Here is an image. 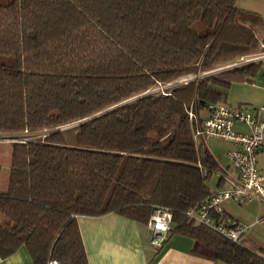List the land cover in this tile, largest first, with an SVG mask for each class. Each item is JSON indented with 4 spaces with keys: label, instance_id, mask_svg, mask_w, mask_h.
Returning <instances> with one entry per match:
<instances>
[{
    "label": "trees",
    "instance_id": "16d2710c",
    "mask_svg": "<svg viewBox=\"0 0 264 264\" xmlns=\"http://www.w3.org/2000/svg\"><path fill=\"white\" fill-rule=\"evenodd\" d=\"M236 1L0 5V55L14 58L0 64V138L13 140L6 190L0 185L2 258L25 246L34 264H89L78 217L116 213L147 226L163 206L172 212L169 233L194 241L192 255L264 264V248L186 215L211 196L208 181L221 170L194 137L200 113L224 104L232 84L252 81L261 66L223 69L264 51V20ZM189 76L196 79L151 93ZM1 174L0 166V182Z\"/></svg>",
    "mask_w": 264,
    "mask_h": 264
},
{
    "label": "crops",
    "instance_id": "0c3cea01",
    "mask_svg": "<svg viewBox=\"0 0 264 264\" xmlns=\"http://www.w3.org/2000/svg\"><path fill=\"white\" fill-rule=\"evenodd\" d=\"M236 6L242 10L256 13L264 20V0H237ZM262 46L264 47V45ZM263 61L255 63L261 62L262 64ZM231 92L232 100L229 95ZM235 92H237V96ZM224 104L249 109L264 106V86L258 84V72L252 81L233 83L227 91ZM200 116L203 120L206 118V108L200 113ZM235 127L238 131L248 132V129L243 125L237 124ZM199 141L205 144L207 140L200 138ZM230 145L233 149L234 146ZM258 166L264 174V148L259 151ZM222 176L228 177L230 180L238 178L237 171L229 162L227 169L221 168L220 170L219 180H222L220 188L217 183L216 189L210 188L211 192L231 187L232 183L223 179ZM251 205L240 206L231 201L226 203L228 214L251 226L242 239L251 229L264 224V202L256 204L258 210L251 208ZM247 206L249 208L244 209ZM256 221L261 222L256 223ZM78 224L89 264H224L192 255L194 241L180 234L169 233L162 247H154L151 244L152 234L147 226H142L116 213L100 217L80 216ZM252 243V246H247L241 240V244L246 247L264 248L262 245H257L254 240ZM0 264H34V262L28 249L22 246L9 257L2 258L0 256Z\"/></svg>",
    "mask_w": 264,
    "mask_h": 264
},
{
    "label": "built area",
    "instance_id": "2783aa9c",
    "mask_svg": "<svg viewBox=\"0 0 264 264\" xmlns=\"http://www.w3.org/2000/svg\"><path fill=\"white\" fill-rule=\"evenodd\" d=\"M206 111L207 116L201 127L195 131L194 137L197 141L200 138H214L232 144L234 148L227 151L226 156L237 171L238 178L230 180L222 176L232 183L231 187L212 192L202 205L188 210L186 215L197 224L242 245V237L251 226L228 214L226 203L231 201L242 206L254 201L264 202V174L258 166V154L264 148V106L249 109L209 104ZM190 117L193 118L192 113ZM237 124L246 127L248 132L238 131L235 127ZM259 222L261 221H256ZM171 224L172 212L169 208L157 206L153 209L147 227L151 231V244L154 247H162L171 230ZM48 264L60 263L52 259Z\"/></svg>",
    "mask_w": 264,
    "mask_h": 264
},
{
    "label": "rangeland",
    "instance_id": "374dc122",
    "mask_svg": "<svg viewBox=\"0 0 264 264\" xmlns=\"http://www.w3.org/2000/svg\"><path fill=\"white\" fill-rule=\"evenodd\" d=\"M11 0H0V5H5L8 4ZM264 49V47H263ZM264 51L262 53H258V54H253V55H246L244 57H240L235 59L233 62L234 63H229L228 66H226L225 69H232L235 67H241L244 65H248L254 62H258V61H263L264 60ZM13 57L11 56H6V55H0V64L1 65H11L13 62ZM222 69H218L215 70L209 74H204L201 75L199 78H204L207 77L205 75L208 76H213L216 74L221 73L222 71H224ZM196 79V77H185V78H181L178 81H175L173 83L170 84H164L161 85L160 88H153L151 89V93H155V92H162V91H170L171 89H173L174 87L178 86V85H184L186 82H190L192 80ZM258 84L261 86H264V61L261 64L259 70H258ZM230 95V99L232 100V92L229 94ZM235 95L237 96V92H235ZM80 123H74L72 125L66 126L62 129H67L70 127H74V126H78ZM13 140L11 139H5V138H0V166L2 168V174H1V190L5 191L7 188V184H8V180H9V176H10V164H11V152H12V143ZM206 147L213 153V155L215 156V158L218 160L221 168L223 169H227L228 165H229V161L228 158L226 156L227 151H229L231 149V145L227 142H224L222 140L219 139H214V138H210L206 141ZM219 175L220 172H216L212 175L211 179L208 181V186L211 189H216L217 188V183L219 180ZM254 201L252 203H248L245 204L246 205H251L250 207L253 208L254 210H258V207L256 206V204H259L260 202ZM244 206V205H243ZM249 207H244V209H248ZM254 240V242L257 245H262L264 246V224H260L256 227H254L253 229H251L248 234L245 236V238L242 239L243 244L247 245V246H252L253 243L252 241ZM252 244H251V243Z\"/></svg>",
    "mask_w": 264,
    "mask_h": 264
},
{
    "label": "water",
    "instance_id": "95a60500",
    "mask_svg": "<svg viewBox=\"0 0 264 264\" xmlns=\"http://www.w3.org/2000/svg\"><path fill=\"white\" fill-rule=\"evenodd\" d=\"M96 116H98V115H96ZM96 116H94V117H92V118H95ZM92 118H90V119H92ZM90 119H85V120L82 121V122H85V121L90 120Z\"/></svg>",
    "mask_w": 264,
    "mask_h": 264
}]
</instances>
